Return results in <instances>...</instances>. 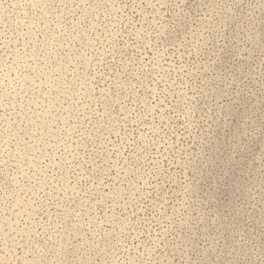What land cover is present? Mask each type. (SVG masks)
Instances as JSON below:
<instances>
[{
  "label": "rangeland",
  "instance_id": "rangeland-1",
  "mask_svg": "<svg viewBox=\"0 0 264 264\" xmlns=\"http://www.w3.org/2000/svg\"><path fill=\"white\" fill-rule=\"evenodd\" d=\"M0 264H264V0H0Z\"/></svg>",
  "mask_w": 264,
  "mask_h": 264
}]
</instances>
